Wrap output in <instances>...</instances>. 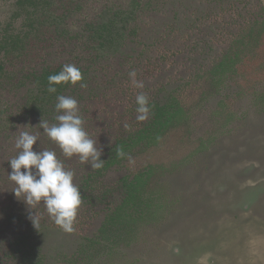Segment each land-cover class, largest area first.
<instances>
[{"label":"rangeland","instance_id":"obj_1","mask_svg":"<svg viewBox=\"0 0 264 264\" xmlns=\"http://www.w3.org/2000/svg\"><path fill=\"white\" fill-rule=\"evenodd\" d=\"M19 1L0 0V42L8 31L25 30ZM72 2V8H57L46 20L59 33L47 63L95 47L98 58L84 74L88 110L82 117L96 147L103 149L113 140L114 121L121 117L146 119L147 113H135L141 93L161 103L176 98L184 111L167 136L131 150L99 174L90 168L91 161L65 156L37 117L21 121L18 133L6 131L2 123L0 264L22 234L27 241L19 249L44 264H264V0ZM88 22L111 25L112 43H87ZM251 29L252 37H244ZM232 46L240 50L235 68L212 74ZM6 59L0 47V63ZM133 71L134 78L129 75ZM27 88L14 90L1 82L0 111L9 102H24ZM25 131L38 137L34 146L40 151H54L59 160L69 161L79 189L93 171V195L107 197L112 205L122 200L123 177L152 165L143 200L129 222L104 227L107 206L101 202L91 209L82 203L73 230L66 232L43 202L30 216L26 203L11 208L15 183L9 179V161L18 155L16 140Z\"/></svg>","mask_w":264,"mask_h":264},{"label":"trees","instance_id":"obj_2","mask_svg":"<svg viewBox=\"0 0 264 264\" xmlns=\"http://www.w3.org/2000/svg\"><path fill=\"white\" fill-rule=\"evenodd\" d=\"M19 2V5L24 9L23 12L26 13L25 30L17 33H10L8 31L3 37L2 42H0V47L7 58L6 61L0 63V83L5 82L7 83V87L9 84L10 89L14 90L28 87L26 89L27 92L24 94V102L22 101L18 105L9 102L3 111H0V125L6 121L5 128L10 133H18L17 130L20 128V122L23 120L25 122L29 121L34 117H37L39 122L43 119L49 121V123H58L55 119L60 114L55 109L58 95L75 98L78 102L79 114L82 117L83 111L88 110V103L86 102L87 89H84L87 88L88 84L84 82V74L89 71V68L93 67L94 62L98 58L93 51L95 47L88 45L86 49L78 50L69 55L65 61L48 64L47 59L53 52L52 48L55 41L58 40L59 33L53 27L47 26L46 20L51 18V15L57 8H72L74 3L72 0H57V5L54 6V0H20ZM86 25L89 31L88 38H86L87 43L89 40L90 42H98L100 47H105L106 44L112 43L111 25L107 23L95 25L89 22ZM253 30L247 31L244 37H252ZM57 51L62 53L64 50L57 48ZM239 51L234 46L230 47L213 66L211 73L220 75L227 71L228 73L231 72L235 68L237 59H240ZM36 58L39 59L38 62L41 64L38 67L33 64ZM26 61L30 64H26ZM7 62H9L8 69L5 71ZM65 64L75 65L82 73V81L75 85L63 83L55 85L57 92L49 93L47 91L48 76L58 74ZM81 83L84 85L83 87ZM147 107L148 112L145 120H132L131 116H129L121 117L119 120L114 121L115 126L113 129L116 133L113 140L102 149L104 164L100 169H95V173H101L102 169L110 167L135 148L150 147L152 144H156L176 126L184 111L183 106L176 98L166 103L148 100ZM135 113H139L137 109H135ZM33 149L34 151H40L36 146H33ZM117 149L122 150V156L117 155ZM61 161L66 170L74 171L66 158L62 156ZM146 168L131 176L123 177L120 181L123 196L121 202L117 205L109 204V200L104 196L103 198L98 196L99 199L95 201L98 197L93 195L94 186L90 182V179L94 178L95 173L92 171L83 177L80 184L82 203H89V208L91 209H94L101 202L107 206L108 210L105 214L104 227L129 222V218L132 217V211L142 202V194L152 176V165ZM13 183L11 181L12 185ZM15 187L14 184V189ZM13 190H11L12 195L10 200L13 201L11 208H20L25 203L23 201L24 197L23 195L17 197ZM36 207L37 205L33 209H29V216L33 212L41 210H37ZM92 215H89L90 218ZM25 241H27L26 234L18 237L13 242L16 247H11L5 261L3 260L2 262L4 264H44L40 261H35V259L27 254L26 249L24 252L19 249V246H22L21 242ZM67 264L80 263L70 260L67 261Z\"/></svg>","mask_w":264,"mask_h":264},{"label":"clouds","instance_id":"obj_3","mask_svg":"<svg viewBox=\"0 0 264 264\" xmlns=\"http://www.w3.org/2000/svg\"><path fill=\"white\" fill-rule=\"evenodd\" d=\"M129 75L134 78L136 73L133 71ZM81 81V71L73 64H65L58 74L48 76L47 91L56 93L55 85H75ZM133 83L136 87H143V83L135 79ZM81 86L84 85L81 83ZM136 101L139 106L137 111L146 114L147 97L141 93ZM55 109L60 113L55 117L58 123L49 126L48 122L42 119L39 125L44 133L59 146L65 156L77 155L81 163L91 161V169L103 167L102 148L96 147V141L84 130L77 100L58 95ZM138 119H145V115H139ZM37 141L38 137L27 131L21 132L16 140L15 147L19 152L9 161L12 169L9 179L16 185L14 193L17 197L23 195V201L31 209L43 202L54 223L64 231L71 232L77 210L82 203L81 191L73 183L74 172L65 169L54 151H34L33 146ZM117 155L122 156V150L117 149ZM30 218L35 226V215Z\"/></svg>","mask_w":264,"mask_h":264}]
</instances>
